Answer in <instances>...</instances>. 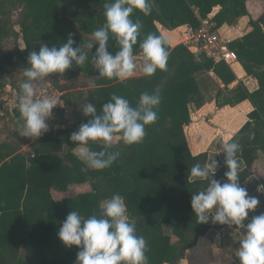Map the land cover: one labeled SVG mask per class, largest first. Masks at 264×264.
Here are the masks:
<instances>
[{"label": "trees", "instance_id": "trees-1", "mask_svg": "<svg viewBox=\"0 0 264 264\" xmlns=\"http://www.w3.org/2000/svg\"><path fill=\"white\" fill-rule=\"evenodd\" d=\"M247 1L155 0L150 15L135 10L131 19L143 25L133 46L135 56H140L139 45L149 33L163 35V29L172 31L182 25L197 28L214 7L218 10L212 21L217 28L234 25L240 17L248 16L249 30L228 43L237 55L232 66L204 53H193L182 43H167V71L157 69L150 77L141 75L120 81L99 77L92 62L98 45L87 48L92 32L105 23L104 4L110 0H0V91L5 87L10 65L28 67L29 52L38 51L42 43L60 47L71 32L76 41L73 47L81 46L88 59L83 66L73 63L66 71L92 79L83 103L92 100L98 114L113 93L127 99L132 107H136L143 92H159L161 96L158 119L145 126L143 142L125 145L120 134H114L118 140L109 151H119L121 155L103 170L90 169L74 154L77 145L69 137L81 123L91 119L83 112L67 128L56 124L62 116L58 110L56 119L49 120L51 131L30 145L34 157L0 141V264H75L78 248L66 247L57 235L62 221L72 210L83 219L99 216L100 204L115 193L124 197L129 220L135 222L137 235L147 241L148 264H180L186 251L211 228L210 220L198 223L190 204L192 194L208 186V181L191 179L190 169L196 163H210L207 151H190L184 131L191 121V111L205 104L197 74L212 72L220 80L222 86L214 98L216 106L233 107L245 100L252 105L246 120L227 140L240 145L236 158L244 167L238 172L239 182L253 174L257 160L264 161V12L252 18ZM7 4H20L24 9L18 24L23 47L15 50L2 47L9 28ZM108 43V51L115 54L119 50L115 40L110 38ZM236 63L257 81L256 89L248 90L241 81L229 87L237 79L233 68ZM17 91L19 96L20 87ZM70 95L63 97L72 102ZM13 120L19 129L22 121L18 106ZM87 147L101 151L104 145L102 141H90ZM224 172L225 167L220 166L214 178L221 180ZM260 183L264 189V177ZM80 184H88L89 189L63 198L54 196Z\"/></svg>", "mask_w": 264, "mask_h": 264}, {"label": "clouds", "instance_id": "clouds-1", "mask_svg": "<svg viewBox=\"0 0 264 264\" xmlns=\"http://www.w3.org/2000/svg\"><path fill=\"white\" fill-rule=\"evenodd\" d=\"M154 2L110 0L104 4L105 23L92 32L91 41L87 44L89 50L98 45L92 62L99 77L125 81L135 74L137 58L133 46L137 44L143 25L138 19L134 22L131 15L135 10L150 15ZM74 35L68 33L67 42L60 47L42 43L38 51L29 52V66L23 72L26 79L19 86L21 137L36 140L47 132L49 125L46 121L52 116V110L60 105L59 98H35L37 89L32 82L53 73L63 75L73 67V63L81 67L88 59V53L82 51L81 46L73 47L76 43ZM110 38L119 48L115 54L108 51ZM167 43L163 35L152 33L143 39L139 45L143 75L150 77L157 69L167 71ZM160 102L159 92H143L136 107H132L127 99L113 93L99 114L93 104L87 103L82 112L91 119L81 123L69 137L78 146L74 154L90 169L110 167L121 155L119 151H109L114 134L119 133L125 145L142 143L146 136L145 126L154 124L158 119ZM90 141H102L103 150H91L87 147ZM239 150L238 142L223 143L224 165L227 167L223 175L226 182L214 178L220 166L215 159L203 166L196 163L191 167V179L208 181L203 191L192 194L191 209L198 223H208L211 219L213 224L244 227L245 233L236 252L239 264H264V213L248 220L249 211L255 210L260 201L258 197L249 195L247 188L239 183L236 158ZM257 191L264 189L259 186ZM100 209L99 216L87 219L72 210L58 229V238L66 247L75 245L78 248L75 264H148L145 254L147 241L144 236L137 235L135 222L129 220L124 197L115 193L100 204Z\"/></svg>", "mask_w": 264, "mask_h": 264}, {"label": "crops", "instance_id": "crops-1", "mask_svg": "<svg viewBox=\"0 0 264 264\" xmlns=\"http://www.w3.org/2000/svg\"><path fill=\"white\" fill-rule=\"evenodd\" d=\"M247 2H246V6H247ZM238 25H240L245 32L249 30L248 16L240 17L234 23V25L221 26L219 28V31L221 32V35L223 37L228 35L233 38L234 37L237 38L238 33L236 32V27ZM182 26L180 27L182 28ZM163 35L171 46L180 43L181 37L177 32H175V30L169 31L167 29H163ZM136 58H140V56H136ZM205 75L209 77V81L216 83L218 87L222 86L220 80L212 72H207V73L205 72V74L203 73L197 74L198 79L199 77H203ZM236 76L237 79L229 85L230 88L235 87L239 81H241L244 84V86L249 88L248 90L250 91L257 88V81L251 76L246 75L245 72L241 69V67L236 73ZM199 83L201 84L200 81ZM229 107L234 109L233 115L239 116L238 119L241 118L243 119L246 113L252 110V105L248 100H245L233 107L231 106ZM198 109H194V110H198V111H194L196 115H193L191 111L190 113L191 121L184 129L190 151L193 154L207 151L209 154L210 162L214 159L219 161V165L224 166L225 171H227V167L224 165L223 143L226 142L243 123L235 130H233L231 134L230 133L226 134L227 131L225 130V128L221 129L217 126V125H224V122H219L217 118L218 114L213 113L215 110H217L213 103L212 104L206 103ZM209 109H212L211 111H213L210 112L212 114L210 119L205 114L206 112L205 110H209ZM202 119L203 122H200V120ZM245 120H243V122ZM209 121H212L214 124L211 126L208 123ZM187 130H189V133L187 132ZM77 148L78 146L75 148L74 152L77 151ZM238 164H239L238 167V172H239L243 169L244 164L240 160H238ZM253 168H254L253 174L250 175L248 178L244 179L243 181L239 182L242 187L247 188L249 195L258 197L260 201V203L258 204L255 210L249 211L248 220L251 219L253 216L264 213V192L257 191V188L259 186H261L262 188L260 180L264 177V161L257 160ZM220 181L222 183L226 182L225 178H222ZM72 186H76V185H72ZM57 194H63V193H57ZM210 224H211V228L209 229L207 234L205 236L199 237L197 239L196 244L186 251L185 257L180 262V264H239V260L238 257L236 256V252L238 251L239 241L243 238V235L245 233V228L242 226H235V225L229 227L227 225H220L219 223L213 224L211 222V219H210Z\"/></svg>", "mask_w": 264, "mask_h": 264}, {"label": "rangeland", "instance_id": "rangeland-1", "mask_svg": "<svg viewBox=\"0 0 264 264\" xmlns=\"http://www.w3.org/2000/svg\"><path fill=\"white\" fill-rule=\"evenodd\" d=\"M10 12V19H9V28L7 31V34L5 35L4 39L2 40V47L4 49L8 50H15L16 48H22L23 47V42L21 39V34H20V28H19V23L22 18V15L24 13V9L22 5L20 4H7ZM248 10L250 12V16L252 18H256L257 15H260L262 12H264V0H249L247 2ZM136 70L135 74L132 77H137L143 75L141 72V66H142V59L137 58L136 59ZM239 64L236 63L234 65V70L237 73L239 70ZM27 66H24L20 63H14L10 65L6 69V77H5V82L6 84L19 88L20 84L26 79L23 76V72ZM203 74H205L203 72ZM202 80V81H201ZM199 81L201 82V87L203 94L205 96V104L207 103H213L216 107L217 110L214 112L211 111L212 109L205 110L206 116L210 119L211 113L213 112L215 114H218L217 118L219 122H224V125H217L219 128H225L227 131L226 134H231L233 130H235L237 127H239L242 123L243 120L246 119L243 117V119H238L239 116H235L234 114V109L230 108L228 105H223V106H216L214 102L215 94L218 91V85L216 83L209 81V77L207 75L203 77H199ZM52 83L54 88L58 91L61 92V97L65 104L67 105L68 112L66 114H62L60 118L57 120V125H61L67 128H71L80 118V115L82 113L83 108L87 105V103L94 104L92 100L90 102H84L83 99L87 98L86 97V91L92 87V79L88 76H85L83 74H77L73 73L70 71H65L63 75L58 74V73H53L50 74V76L45 77L41 80L33 81V87L38 86L41 83ZM55 82L60 84L64 89H60V87L56 84ZM249 89V88H248ZM64 94H71L70 97L73 99V103L67 100L64 96ZM60 95V93H59ZM93 102V103H92ZM211 106V105H209ZM213 108V107H212ZM219 109V110H218ZM199 110V109H198ZM192 111L193 115H196L194 111ZM233 112V113H232ZM250 112V111H249ZM233 115V116H232ZM200 122H203V119L200 120ZM211 126L214 124L212 121L208 122ZM189 129V128H188ZM20 128L17 129L13 120V116L10 113H5L4 116L0 117V141L5 140L12 146H15L17 148L18 152L26 153L30 152L29 148H24L25 147V140L27 137H21L20 136ZM189 133V130H187ZM118 140V136L113 138L112 143L116 142ZM63 156V154H61ZM89 189L88 184H80L76 186H72L69 188V190L66 193L63 194H55L54 196L57 198H63L67 197L70 195H74L79 192H83Z\"/></svg>", "mask_w": 264, "mask_h": 264}, {"label": "built area", "instance_id": "built-area-1", "mask_svg": "<svg viewBox=\"0 0 264 264\" xmlns=\"http://www.w3.org/2000/svg\"><path fill=\"white\" fill-rule=\"evenodd\" d=\"M217 10L218 7H214L206 18L200 20V25L197 28L184 25L182 28L178 27L174 30L181 37L180 43L184 44L191 52L196 54L204 53L215 61H223L228 66H232L237 61V55L228 47V43L236 37L233 38L228 35L223 37L221 35L219 28H217L212 21V17ZM236 32L238 33L237 37H240L245 31L240 25H238L236 27ZM54 87L55 86L50 82L46 84L41 83L34 87L37 89L35 97L37 99L43 98L44 96L59 98L60 105L58 104L52 110V116L46 121L49 125L47 132L51 131L49 120L56 119L58 110L62 112L61 114H66L68 112L67 105L61 97V92H58ZM18 99L17 88L5 84L4 89L0 91V117L4 116L7 112L13 116L14 108L18 106ZM47 132H44L43 134ZM33 141L34 140L31 138H27L25 140L24 148H29L30 150V145ZM24 154L28 157H34V153L31 150Z\"/></svg>", "mask_w": 264, "mask_h": 264}]
</instances>
